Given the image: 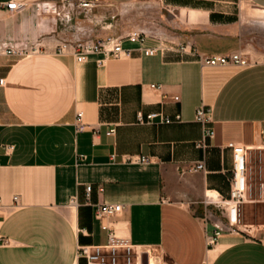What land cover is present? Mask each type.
I'll return each mask as SVG.
<instances>
[{
    "label": "crops",
    "instance_id": "crops-1",
    "mask_svg": "<svg viewBox=\"0 0 264 264\" xmlns=\"http://www.w3.org/2000/svg\"><path fill=\"white\" fill-rule=\"evenodd\" d=\"M9 1L25 8L0 9V43L40 42L43 52L0 56V239L7 241L0 264H83L77 246L106 238L92 216L96 204L121 205V215L107 221L110 230L154 261L264 264V224L242 223L245 209L264 205L257 167L264 155V0H87L97 6L85 19L76 17L71 31L35 9L55 0L0 4ZM134 31L187 41L199 57L249 54V65L204 67L171 53L146 57L127 40L122 48L130 57L102 65L99 56L76 63L53 54L58 40ZM200 106L209 108L213 131L203 149L196 147L201 126L194 121ZM78 112L83 131L75 127ZM137 112L179 114L180 122L139 125ZM230 145L246 150L247 202L239 235H222L208 247L206 219L226 210ZM138 157L149 163L125 162ZM199 163L203 170L190 172Z\"/></svg>",
    "mask_w": 264,
    "mask_h": 264
},
{
    "label": "built area",
    "instance_id": "built-area-1",
    "mask_svg": "<svg viewBox=\"0 0 264 264\" xmlns=\"http://www.w3.org/2000/svg\"><path fill=\"white\" fill-rule=\"evenodd\" d=\"M36 11L43 14H51L58 18L61 29L72 30L70 27L74 23L75 18L81 16L85 19L87 13L97 6L95 1L87 0H55L49 6L48 2H39L35 5ZM25 4L16 1H9L0 4V9H4L9 13H15L23 10ZM127 40L130 43L138 45L139 50L146 57L156 54H175L180 58L197 59L201 66L204 67H223L233 66L244 68L249 65L246 56L240 53H231L225 56H202L194 50L193 46L187 41H177L171 37L150 36L144 32L134 31L124 35L123 37L106 36L95 39H64L58 40L53 49L56 56L69 55L76 63H84L91 56H99L96 60L97 65H102L108 60L129 58L131 51L122 48V41ZM150 40L153 46H146V42ZM43 50L40 42L9 45L0 43V56L11 57L16 56L21 59H27L35 55H39ZM43 52V51H42ZM4 85V80L0 79V86ZM150 89L158 90L159 86L150 85ZM172 102L179 103L177 96L172 97ZM82 114L76 113V130L83 131L84 125L80 123ZM135 121L139 125L159 124L170 125L180 122L179 114L166 116L158 112H150L143 114L137 112ZM194 121L201 126V138L196 147L203 149L206 142L213 137L211 128L210 110L208 107L200 106L195 109ZM113 129L109 130L105 135L109 136L113 133ZM96 134L95 130H92ZM232 152L231 177L229 182L228 198L223 202L224 216L220 214V218L210 221L206 219V226L209 229L205 231L206 244L208 247L215 245L216 241L222 235H239L240 230V207L246 203L247 195V169H246V150L239 145H230ZM79 158H82L81 156ZM112 162L115 156H111ZM127 163L148 164L146 157L129 158ZM203 170L202 164H196L190 169V172H198ZM90 186L85 187L86 197L90 194ZM258 189L260 195L264 196V182H259ZM101 191V189H98ZM16 203V197L13 198ZM70 204H75V200L71 199ZM218 207H222L218 205ZM123 207L117 204H96L92 206L93 219L98 222L99 229L106 234L105 242L100 245L77 246L76 259L82 261L83 264H142V256H146L147 264H164L159 260H152L149 252H144L133 246L127 238L115 235L109 228L107 221L121 215ZM7 244V241L0 239V246Z\"/></svg>",
    "mask_w": 264,
    "mask_h": 264
},
{
    "label": "rangeland",
    "instance_id": "rangeland-1",
    "mask_svg": "<svg viewBox=\"0 0 264 264\" xmlns=\"http://www.w3.org/2000/svg\"><path fill=\"white\" fill-rule=\"evenodd\" d=\"M220 1H223V0H220ZM229 1L237 2V0H229ZM233 7H234V9L232 10V12L236 13L237 12L236 6H233ZM260 33L264 35V30L263 31L261 30ZM263 43H264V38H263ZM261 50L264 52V44H263V47ZM242 55L249 57V54H242ZM257 165H258L257 167L261 166V168H262L263 176L261 178V181L264 182V155L262 156L261 164H257ZM256 172L257 173L254 174L255 178H256V176L259 177L258 176L259 170L257 169ZM242 223L243 224H250V225L264 224V205L260 204L257 206V208L245 209L244 213H243V217H242Z\"/></svg>",
    "mask_w": 264,
    "mask_h": 264
},
{
    "label": "water",
    "instance_id": "water-1",
    "mask_svg": "<svg viewBox=\"0 0 264 264\" xmlns=\"http://www.w3.org/2000/svg\"><path fill=\"white\" fill-rule=\"evenodd\" d=\"M142 264H147L146 256L145 255L142 256Z\"/></svg>",
    "mask_w": 264,
    "mask_h": 264
}]
</instances>
